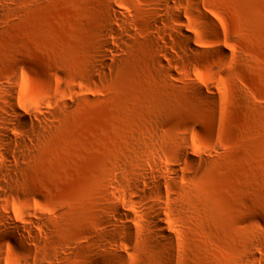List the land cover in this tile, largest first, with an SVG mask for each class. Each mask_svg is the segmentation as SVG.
I'll return each instance as SVG.
<instances>
[{
	"label": "rangeland",
	"instance_id": "374dc122",
	"mask_svg": "<svg viewBox=\"0 0 264 264\" xmlns=\"http://www.w3.org/2000/svg\"><path fill=\"white\" fill-rule=\"evenodd\" d=\"M6 117L0 264H264V0H0Z\"/></svg>",
	"mask_w": 264,
	"mask_h": 264
},
{
	"label": "bare ground",
	"instance_id": "6f19581e",
	"mask_svg": "<svg viewBox=\"0 0 264 264\" xmlns=\"http://www.w3.org/2000/svg\"><path fill=\"white\" fill-rule=\"evenodd\" d=\"M106 44L108 45V43H106ZM10 90H11V92H13L12 89H10ZM10 102H12V101L10 100ZM10 104H11V106H13L12 105L13 102ZM13 111L19 119H21L22 121L27 123V121H28L27 115H25L22 112L16 111L14 109H13ZM2 123L4 125V130L2 131V134H1L2 135V138L0 140L1 143H5V144L9 145V144L16 142V138L10 134V130H9V127L13 125V121L10 119V117H6V118L2 119ZM16 128H19V127L17 126ZM19 129L22 130L23 128H19ZM183 153H184V151H183ZM173 171L175 172V169ZM120 215L125 217V214L122 212H120ZM156 220H157L156 226H159L160 225L159 218H157Z\"/></svg>",
	"mask_w": 264,
	"mask_h": 264
}]
</instances>
